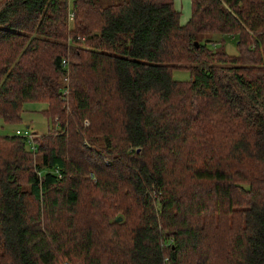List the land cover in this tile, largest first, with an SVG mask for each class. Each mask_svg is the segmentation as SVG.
I'll return each mask as SVG.
<instances>
[{
	"label": "trees",
	"instance_id": "16d2710c",
	"mask_svg": "<svg viewBox=\"0 0 264 264\" xmlns=\"http://www.w3.org/2000/svg\"><path fill=\"white\" fill-rule=\"evenodd\" d=\"M25 102L49 125L0 134V264H264V0H0V121Z\"/></svg>",
	"mask_w": 264,
	"mask_h": 264
},
{
	"label": "rangeland",
	"instance_id": "374dc122",
	"mask_svg": "<svg viewBox=\"0 0 264 264\" xmlns=\"http://www.w3.org/2000/svg\"><path fill=\"white\" fill-rule=\"evenodd\" d=\"M73 0H69V3L71 4ZM217 35H214V38H217ZM217 45L220 44L219 43V39L217 38ZM224 42L225 44V48L226 51L229 53H234L236 51V39L235 38H230L228 36H226L224 38ZM214 45V44H212ZM219 47V45H218ZM171 75L173 77V79L176 80H186L189 78V73L186 70H182V69H177V70H173L171 72ZM44 103H37V102H25L23 104V111L20 113V120L17 122H13V123H2L0 121V134H13L15 132V130L19 129L20 131H24L25 129H27L28 131H32L35 132V134L42 135V133H45L47 126L49 125V121L48 119L42 115V108L44 107ZM25 125H28L29 127L26 128ZM52 125V124H51ZM55 131L58 130V126L55 127L54 129ZM54 131V132H55ZM47 133V132H46ZM36 136V135H35ZM37 137V138H38ZM33 158L35 159V154L32 155ZM88 160H91V157H87ZM120 171L125 175L127 173L126 170L124 169H120ZM129 173V172H128ZM128 176V174H127ZM90 194L86 193L85 191H82L81 195H80V204L77 206L78 212L82 211L85 207H88V203H89V197ZM29 213H31V210H29ZM120 215V214H119ZM102 216L101 213H93L90 217V224L92 226V230H94V235H98L100 238H104L103 235H105L104 232H111V231H115V230H123L125 228H127V226H129V224L133 223V220L130 219H125L123 222L125 223V225H111L108 224V221L106 222H100L98 223V219ZM64 218V213L61 216V220ZM110 218L113 219V222H118L115 221V212H113L110 216ZM123 219V216L121 215V220ZM94 220V221H91ZM61 223V222H60ZM60 223H58V225L62 226ZM135 224V223H133ZM104 231V232H103ZM126 234V232H125ZM124 239H127V237H125Z\"/></svg>",
	"mask_w": 264,
	"mask_h": 264
},
{
	"label": "crops",
	"instance_id": "0c3cea01",
	"mask_svg": "<svg viewBox=\"0 0 264 264\" xmlns=\"http://www.w3.org/2000/svg\"><path fill=\"white\" fill-rule=\"evenodd\" d=\"M174 6L180 11V23L186 22L190 16V0H173Z\"/></svg>",
	"mask_w": 264,
	"mask_h": 264
},
{
	"label": "built area",
	"instance_id": "2783aa9c",
	"mask_svg": "<svg viewBox=\"0 0 264 264\" xmlns=\"http://www.w3.org/2000/svg\"><path fill=\"white\" fill-rule=\"evenodd\" d=\"M67 62L65 61V59H62V64H66ZM16 135H20L22 137L26 138V141L28 143V146L31 150L34 149V136H35V132L32 131H28L27 129H25L24 131H20L19 129L15 130L14 132Z\"/></svg>",
	"mask_w": 264,
	"mask_h": 264
},
{
	"label": "water",
	"instance_id": "95a60500",
	"mask_svg": "<svg viewBox=\"0 0 264 264\" xmlns=\"http://www.w3.org/2000/svg\"><path fill=\"white\" fill-rule=\"evenodd\" d=\"M197 44V42H196ZM26 128H28L29 126L28 125H25ZM121 220V215H117L116 218H115V221H120Z\"/></svg>",
	"mask_w": 264,
	"mask_h": 264
}]
</instances>
